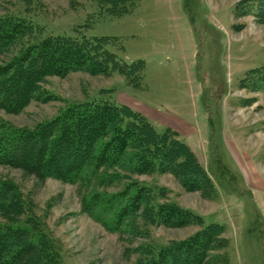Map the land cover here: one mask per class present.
<instances>
[{"label":"rangeland","instance_id":"374dc122","mask_svg":"<svg viewBox=\"0 0 264 264\" xmlns=\"http://www.w3.org/2000/svg\"><path fill=\"white\" fill-rule=\"evenodd\" d=\"M190 1L188 10L185 0H140L132 14L99 18L93 0H0V15L23 17L45 35L114 37L119 49H110L121 59L146 63L145 87L129 86L117 71L52 77L44 85L52 100L16 115L0 111V120L33 127L71 103L111 98L160 132L171 127L191 143L211 190L187 191L169 173L132 178L164 188L158 202L200 215L203 225H223L225 247L210 252L206 264H264V23L256 18L264 1ZM8 59L0 56V63ZM0 181L14 187L15 210L24 213L18 218L35 219V240L43 234L57 245L61 264H137L139 247L181 242L203 226H153L146 239L122 237L82 212L77 185L40 182L2 165Z\"/></svg>","mask_w":264,"mask_h":264},{"label":"trees","instance_id":"16d2710c","mask_svg":"<svg viewBox=\"0 0 264 264\" xmlns=\"http://www.w3.org/2000/svg\"><path fill=\"white\" fill-rule=\"evenodd\" d=\"M93 1L99 18L132 14L140 3ZM185 2L188 9L191 1ZM256 18L264 23L263 11ZM42 30L23 17L0 15V56L9 58L0 63V111L16 115L32 102L52 100L44 88L47 80L76 72L109 75L117 71L129 86H146L145 61L121 59L110 49L118 48L114 37H88L81 31L73 36L45 35ZM260 82L264 84V78ZM179 135L171 127L158 131L147 116L111 98L71 103L33 127L0 120V165L40 182L54 179L77 185L83 213L122 237L146 239L153 226L182 228L204 222L176 203L158 202L157 197L165 196L164 188L132 178L169 173L187 191L211 190L207 171ZM123 182L121 191L109 192ZM13 191L11 184L0 181V212L6 219L0 221V264H61L55 243L43 234L35 240V219L18 218L24 213L15 210ZM223 233V225L209 223L181 242L147 243L137 249L141 255L137 264H206L210 252L225 247Z\"/></svg>","mask_w":264,"mask_h":264},{"label":"crops","instance_id":"0c3cea01","mask_svg":"<svg viewBox=\"0 0 264 264\" xmlns=\"http://www.w3.org/2000/svg\"><path fill=\"white\" fill-rule=\"evenodd\" d=\"M186 142H188V143H189V145L191 144V143L189 142V140H188V139L186 140Z\"/></svg>","mask_w":264,"mask_h":264}]
</instances>
